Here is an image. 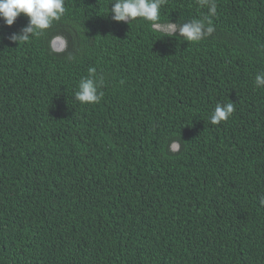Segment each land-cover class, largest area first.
<instances>
[{
    "label": "trees",
    "instance_id": "1",
    "mask_svg": "<svg viewBox=\"0 0 264 264\" xmlns=\"http://www.w3.org/2000/svg\"><path fill=\"white\" fill-rule=\"evenodd\" d=\"M112 2L65 0L20 44L28 18L0 19V264H264V0H215L200 42L116 22ZM207 13L167 0L160 22ZM89 67L91 105L74 99Z\"/></svg>",
    "mask_w": 264,
    "mask_h": 264
},
{
    "label": "clouds",
    "instance_id": "2",
    "mask_svg": "<svg viewBox=\"0 0 264 264\" xmlns=\"http://www.w3.org/2000/svg\"><path fill=\"white\" fill-rule=\"evenodd\" d=\"M200 7H207L208 13L204 19H192L184 23H161V9L167 0H113L111 3L112 19L116 22H133L138 18L150 22L154 30L167 36H175L177 33L189 42H200L210 37L215 32V26L210 17L216 15L217 5L215 0H197ZM66 13L65 0H0V19L11 27L22 14L28 18V23L18 33H13L9 40L12 43L28 42L33 38L44 36L52 28L53 24L60 21ZM49 49L52 54H62L68 49V39L62 34L51 36ZM67 60L76 59L71 53ZM97 77L95 67H89L88 75L82 77L78 83V90L74 99L81 104H97L104 96L101 88L105 81L101 76ZM255 85L264 87V72L255 77ZM235 110L234 103H217L211 113L209 122L218 125L225 122ZM173 150H177L178 143L173 141ZM264 204V197H261Z\"/></svg>",
    "mask_w": 264,
    "mask_h": 264
}]
</instances>
